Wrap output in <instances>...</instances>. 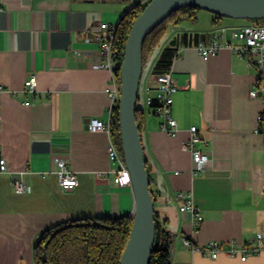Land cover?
Here are the masks:
<instances>
[{
  "label": "crops",
  "instance_id": "0c3cea01",
  "mask_svg": "<svg viewBox=\"0 0 264 264\" xmlns=\"http://www.w3.org/2000/svg\"><path fill=\"white\" fill-rule=\"evenodd\" d=\"M148 1L0 0V153L7 160L0 172V264H34L36 239L60 222L132 215L133 187L115 181L108 133L88 127L91 117H109L105 87L111 76L94 66L88 51L96 47L93 25H116L134 4ZM242 25L204 9L195 19L171 22L142 70L141 137L156 217L172 233L171 264H264V251L246 259L225 253L212 258L183 245L189 237L224 246L234 239L240 246L258 232L264 235V138L256 131L262 101L250 96L257 68L226 46L207 59L195 49L198 41L220 35L222 26L218 40L230 41L231 28ZM174 40L178 56L170 67L179 85L172 105L178 132L170 134L148 97L158 94L153 67ZM33 73L36 89L26 92L24 82ZM192 125L201 138L197 147L212 158V166L200 172L184 147ZM57 158L76 172L74 187L60 184ZM14 177L29 189L17 192ZM179 191L190 194L203 214L198 227L180 209Z\"/></svg>",
  "mask_w": 264,
  "mask_h": 264
},
{
  "label": "built area",
  "instance_id": "2783aa9c",
  "mask_svg": "<svg viewBox=\"0 0 264 264\" xmlns=\"http://www.w3.org/2000/svg\"><path fill=\"white\" fill-rule=\"evenodd\" d=\"M116 27L117 24H110L106 21H100L92 26L93 30L97 31L98 34L95 37L96 47L93 50H89L88 54L94 58V66L107 68L111 72V76L105 87V91L110 98V104L108 107V119L104 120L100 117H91L88 122V127L91 130H104L108 133V155L110 159L117 164L116 168L113 169L115 181L120 185H132L131 173L125 162L122 149H120V145L113 135L111 123L112 110L119 104L121 95L120 81L114 71L113 59V42ZM225 29L226 28L223 26L220 28L221 34H223ZM221 34H215L210 42L203 40L198 41L195 44V49L204 59H207L226 46L248 57L254 64L257 68V73L254 87L250 90V96L259 98L262 101V107L257 115L256 131L262 134L264 138V23H247L242 26L232 27L230 30L231 40L225 43L218 40V37L222 36ZM233 40H237L238 42L233 43ZM176 56H178V51H176L174 58ZM156 80L158 82V94L155 97L149 96L148 99L150 101H152L153 98L157 100L155 112L162 119V129L167 133L176 134L178 132V124L173 114L172 105L174 101L173 94L176 92L179 85L173 77L172 68L170 67L166 71L158 73L156 75ZM36 86L37 76L33 73L25 80L24 90L26 92H34ZM188 131L189 135L184 142V147L190 150L192 154L193 169L200 172L212 166V158L207 151L197 147V143L201 140L197 132V126L192 125ZM56 163L58 165L57 173L60 184L67 188L74 187L78 183L76 172L68 168L66 160L63 158H57ZM6 170L7 160L0 153V172ZM12 184L17 192H24L29 189V186L20 178L16 179V177H14L12 179ZM176 197L180 202V209L190 212L192 214L194 227H198L204 220V216L190 197V194L179 191ZM226 244H228V246H224L225 244L218 240H209L205 244H198L193 242L189 237L183 238V245L189 247L194 252L198 251L212 258H216L220 253H225L229 256H239L241 259H246L250 254L264 251V235L258 232L249 244L236 246L234 239L229 240Z\"/></svg>",
  "mask_w": 264,
  "mask_h": 264
},
{
  "label": "trees",
  "instance_id": "16d2710c",
  "mask_svg": "<svg viewBox=\"0 0 264 264\" xmlns=\"http://www.w3.org/2000/svg\"><path fill=\"white\" fill-rule=\"evenodd\" d=\"M150 1V0H149ZM148 1V2H149ZM134 4L117 23L113 42L114 71L120 81V66L125 56V47L130 28L146 4ZM200 7L188 6L172 12L153 28L142 44L143 68L149 63L151 54L160 46L169 23L185 17L195 19ZM216 18L224 16L214 14ZM186 38V35H184ZM175 40L164 47L157 59L153 72L166 71L176 53ZM153 98L151 105H156ZM143 109H136V119L141 133ZM112 132L121 146L119 107L111 113ZM148 169V167H147ZM155 241L150 264H171L172 233L157 219L155 210ZM133 217L129 214L117 216L92 215L69 219L44 229L33 246L34 264H121V257L130 237Z\"/></svg>",
  "mask_w": 264,
  "mask_h": 264
},
{
  "label": "water",
  "instance_id": "95a60500",
  "mask_svg": "<svg viewBox=\"0 0 264 264\" xmlns=\"http://www.w3.org/2000/svg\"><path fill=\"white\" fill-rule=\"evenodd\" d=\"M196 6L229 18H264V0H150L134 20L120 66L119 124L122 153L132 177L135 207L130 237L121 264H150L155 241V202L136 119L146 35L172 12ZM171 258V256H170Z\"/></svg>",
  "mask_w": 264,
  "mask_h": 264
},
{
  "label": "rangeland",
  "instance_id": "374dc122",
  "mask_svg": "<svg viewBox=\"0 0 264 264\" xmlns=\"http://www.w3.org/2000/svg\"><path fill=\"white\" fill-rule=\"evenodd\" d=\"M235 20L240 22V23H243V24H247V23H259V24H262V23H264V18H236ZM159 47H157V48H159ZM157 48L154 50V54L157 52L156 51ZM146 68H148V65L146 66ZM146 68H145V70H146ZM140 87H141V82H140ZM141 102H142V99L139 100L140 104H141Z\"/></svg>",
  "mask_w": 264,
  "mask_h": 264
}]
</instances>
